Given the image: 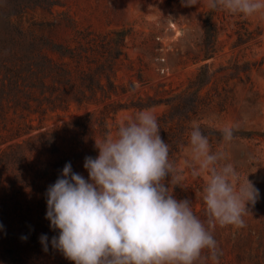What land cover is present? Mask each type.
I'll return each instance as SVG.
<instances>
[{
    "label": "rangeland",
    "instance_id": "374dc122",
    "mask_svg": "<svg viewBox=\"0 0 264 264\" xmlns=\"http://www.w3.org/2000/svg\"><path fill=\"white\" fill-rule=\"evenodd\" d=\"M49 1V6L29 5L21 17H13L28 34L27 42L34 33L73 46L82 31H125L128 58L120 62L114 77L118 94L111 99L99 92L84 104L72 98L66 109L45 104L43 115L34 100L31 108L28 103L20 106L16 98L7 104L5 118H0V160L7 161L0 162V264H74L52 246L59 230L46 219L48 187L69 163L74 173L88 180L84 162L99 155L95 139L115 134L119 124L143 110L137 105L146 104L149 97L164 102L144 109L162 116L168 109L165 99L185 93L206 63L217 76L207 88L209 96L229 100L225 110L212 107L193 121L202 131H218L219 138L209 139L212 149L226 151L228 162L260 193L255 206H248L246 227L216 228L220 264H264V16L211 10L207 0L192 7L183 6L182 0ZM6 27L0 12V38ZM211 47L216 53L207 58ZM237 122V140L224 144L219 129ZM174 128L161 134L169 145L185 132L184 122L177 121ZM189 154L186 142L173 159L184 173L185 187H176L174 196L192 201L203 219L207 174L191 175L186 166ZM42 235L48 238L47 251Z\"/></svg>",
    "mask_w": 264,
    "mask_h": 264
},
{
    "label": "clouds",
    "instance_id": "9594fccd",
    "mask_svg": "<svg viewBox=\"0 0 264 264\" xmlns=\"http://www.w3.org/2000/svg\"><path fill=\"white\" fill-rule=\"evenodd\" d=\"M198 3L182 0L185 7ZM207 7L264 16V0H207ZM240 126L221 127L222 142L236 141ZM188 146L191 175L207 174L203 219L192 201L175 198L174 189L185 188L184 173L170 158L154 110L143 109L115 134L95 139L99 155L84 162L88 180L69 163L48 187L46 219L59 230L53 248L74 264H220L216 228L246 227L248 206H255L260 193L228 162L226 151L212 149L198 121L191 122ZM40 240L47 251V236Z\"/></svg>",
    "mask_w": 264,
    "mask_h": 264
},
{
    "label": "trees",
    "instance_id": "16d2710c",
    "mask_svg": "<svg viewBox=\"0 0 264 264\" xmlns=\"http://www.w3.org/2000/svg\"><path fill=\"white\" fill-rule=\"evenodd\" d=\"M49 0H0V12H3L7 27L5 36L0 38V118L4 119L7 104L14 98L19 99L20 106L30 100L38 103L39 113L46 114L45 104L51 108H69L74 98L84 104L97 97L99 92L111 99L118 94V85L114 80L120 62L128 58L127 38L125 31L111 32L106 35L94 34L91 31L79 32L74 42L68 45L53 39H43L24 32L19 23L13 21L14 16L21 17L29 5L49 6ZM53 28V25L50 26ZM209 40H207V43ZM209 54L216 53L211 47ZM247 72V69L246 71ZM216 72H212L209 63L200 67L196 77L190 81L185 93L167 97V111L158 118L160 135L175 129L177 121L184 122V134L177 136L170 146V158L188 142L190 123L200 120L199 116L212 107L225 110L228 98L209 96L208 86L214 81ZM219 98V101H215ZM149 97L146 104L141 101L138 109L160 104ZM155 101V102H153ZM18 102V100L16 101ZM108 106H106L107 108ZM29 108V109H30ZM208 138H219L218 131H203ZM162 136V135H161ZM6 164L5 159L0 160Z\"/></svg>",
    "mask_w": 264,
    "mask_h": 264
}]
</instances>
